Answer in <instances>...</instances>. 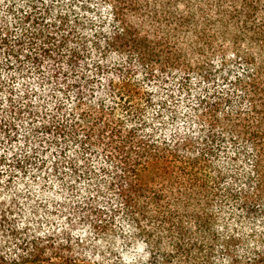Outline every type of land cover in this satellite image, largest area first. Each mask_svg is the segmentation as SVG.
Here are the masks:
<instances>
[{
  "label": "trees",
  "instance_id": "trees-1",
  "mask_svg": "<svg viewBox=\"0 0 264 264\" xmlns=\"http://www.w3.org/2000/svg\"><path fill=\"white\" fill-rule=\"evenodd\" d=\"M0 183L21 264H264V0H0Z\"/></svg>",
  "mask_w": 264,
  "mask_h": 264
},
{
  "label": "rangeland",
  "instance_id": "rangeland-1",
  "mask_svg": "<svg viewBox=\"0 0 264 264\" xmlns=\"http://www.w3.org/2000/svg\"><path fill=\"white\" fill-rule=\"evenodd\" d=\"M177 94V93H176ZM177 97V96H176ZM179 98V106H178V109H179V112L182 113V112H185L186 113V106L188 104H190L191 102H193L194 100L193 99H188L186 100L185 97L181 96V95H178ZM164 130V129H163ZM162 130V132H164ZM158 131H161V130H158ZM162 132H159V133H162ZM18 184V189L21 191L22 193V196L23 197H26V196H31L32 195V199H38L37 203L41 204L40 201H41V198L40 195L38 193H40V187L36 188V185L33 184V183H30L29 181H24V182H20V183H17ZM3 184L0 183V198H4L2 200H7L8 197L5 193V190L3 189ZM9 197H14V194L9 196ZM0 200V201H2ZM29 208L32 209V204H29L28 205ZM31 212V215L28 216V217H25L23 214V218H26L25 220H21L22 219V215H19V216H16L17 219H18V226H20V224L24 225L25 223L28 225V227L32 228V229H35L36 228V221L40 220L41 219V222L39 224V229L40 231H46L48 229V225H47V222L46 220L44 219L45 216H41V215H34L32 213V210H30ZM41 214V212H39ZM40 217V219H37L35 217ZM56 225H59V223H55ZM10 256H3L1 253H0V264H21V262L19 263V261H14V259H10L9 258ZM89 263L91 264H95L93 259H90L88 261Z\"/></svg>",
  "mask_w": 264,
  "mask_h": 264
}]
</instances>
